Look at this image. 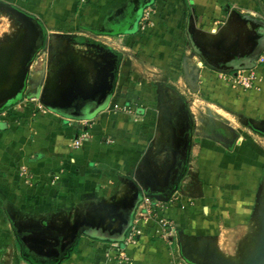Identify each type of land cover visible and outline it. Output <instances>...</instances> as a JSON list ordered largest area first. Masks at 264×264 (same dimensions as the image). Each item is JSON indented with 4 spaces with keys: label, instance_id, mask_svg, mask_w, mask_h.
<instances>
[{
    "label": "crops",
    "instance_id": "crops-1",
    "mask_svg": "<svg viewBox=\"0 0 264 264\" xmlns=\"http://www.w3.org/2000/svg\"><path fill=\"white\" fill-rule=\"evenodd\" d=\"M4 1L17 5L41 24L45 32L54 34L56 41L63 37L85 38L90 29H96L120 33L117 39L98 35L108 40L101 43L112 50L124 51L120 47L124 42L125 46L129 44V49L140 51L120 53L114 90L100 102L80 99L78 110L50 107L38 110L32 105L19 104V97L0 110V264H18L11 247L9 215L13 217V209L39 212L34 209H45L64 199L72 202L106 197L115 192L122 179L130 178L136 171L141 180L165 177L176 123L173 110L180 102L173 103L170 92L180 79L187 83L184 68L189 61L199 66L205 57L214 69L239 65L242 69L254 65L264 50V28L244 15L256 17V0H154V5L148 6L153 7V13L144 33L138 32L136 21L143 5L151 0L138 3L139 0ZM124 29H133V32ZM110 39L119 43L118 47L109 44ZM137 54L138 59L134 56ZM107 56L109 59L110 53ZM67 59L69 63H62L43 75L42 79L49 78L50 92L54 90L61 95L72 80L80 81L88 93L106 85L108 65L101 72L94 62L78 58L74 64ZM234 72L219 73L201 66L199 79L209 85L220 74ZM259 74L258 89L243 91L220 81L211 86L209 89L221 100L215 106L223 112L228 108L226 113L235 119L238 111H244L248 122L264 126V65ZM199 90L200 87L196 92ZM113 99L128 110H113ZM180 112L184 113L185 107ZM216 120L206 116L202 117L201 125L194 121L191 174L185 179L186 185L192 179L197 182L190 196H186L192 203L185 210L162 208L160 215L175 225V233L168 239H156L153 226L146 227L138 244L126 248L130 264H170L176 246H190L220 235V216L227 226L250 219L264 173V141L259 145L255 140H264V137L252 134L256 137L253 138L251 133H243L228 149L221 143L227 139L210 134L215 130L209 127L211 122L220 123ZM82 121H87V125L83 126ZM83 129L89 131V138L79 148H71ZM22 168L28 171L25 181L20 177ZM160 169L162 175L157 173ZM81 245L84 247L80 249L86 250L85 256L89 259L74 253L62 264H106L99 253L102 251L97 252L94 246L85 248L90 245L85 241ZM118 252L114 248L106 255L114 258Z\"/></svg>",
    "mask_w": 264,
    "mask_h": 264
},
{
    "label": "rangeland",
    "instance_id": "rangeland-1",
    "mask_svg": "<svg viewBox=\"0 0 264 264\" xmlns=\"http://www.w3.org/2000/svg\"><path fill=\"white\" fill-rule=\"evenodd\" d=\"M140 1H137V3ZM256 2V17L251 16L249 13L244 15L251 18L254 23H264V0H256ZM147 8L148 6L142 8L136 23H140L146 12L144 10ZM151 8L153 9V7ZM12 9L22 12L17 5L0 0V48L13 47L12 49L16 54L29 37L24 21ZM149 19L148 22L151 23V16ZM135 29L134 31H136ZM125 31L131 32L127 29ZM138 32L144 33L146 31L138 29ZM86 35L87 37L83 38L81 42L77 37H63L60 41H56L54 34L45 32L43 47L39 48L34 54L28 65L27 87H25L23 95L18 101L19 104H25L27 107L32 105L38 110H47L50 104L55 103L56 101L53 99L59 97L60 92H53L54 90L50 92L51 87L47 85L49 78H42L44 74L46 76L49 71H52V68L60 67L62 63H69L67 57L74 64L78 62V58L87 63L94 62L98 71L101 72L102 68H106L108 56H105L109 52L105 48L107 46L101 41L108 40H104L90 31ZM108 43L114 44L115 47L119 45V43L115 44L112 39ZM128 46H125L123 42L120 47H124L125 50H120V53L132 50ZM107 48L111 49L110 47ZM132 51H140V49ZM74 52L76 53L74 54ZM126 53L129 54L130 52ZM74 55L78 58L75 59ZM134 56L137 59L139 57L138 54ZM189 56L188 58H190ZM200 62L206 63L202 66L219 73L237 71L243 67L239 65L227 69H214L207 64L205 57ZM200 67V65L198 66L189 61V64L184 68L185 77L193 89L200 87L198 92H194L183 79H180L178 84L175 82V85L172 86L171 101L173 103L176 100L180 101L173 110V117L176 120L173 126L175 128L181 126L184 113L180 112V108L185 107V110L187 108L192 113L195 117L194 121L199 125H201L202 117H214L217 122L219 119L220 123L213 124L211 122V125H209V127L213 126L215 129L210 131V134L222 140L227 139L225 140L227 142H221L223 145L227 144L232 148V144H236L243 133H251L253 138L256 137L252 134L264 137V126L248 122L244 116V111H238L239 113H236L237 117L235 119V117L232 118L226 113L228 108L223 112L222 109L215 106L219 105L221 100L215 96L214 90L209 88L215 86L218 81L225 82L228 87L231 84L229 85L225 74H220L216 82L211 79L212 84L207 85V82L199 79ZM201 82L203 88L205 86L204 90L201 89ZM224 87L227 88V86ZM52 94L57 95V97ZM229 121L230 124H228ZM255 141H259V145H262L260 141L264 140L256 138ZM168 158V156L165 157V163L168 162ZM161 166L165 168L164 164ZM161 169L157 172L159 175L163 174ZM143 189L142 180L138 171H136V174L130 178L122 179L115 192L106 197L99 196L97 199L87 197L72 202L64 199L49 204L45 209H34V211L39 212L13 209V217L9 215L13 239L11 243L13 257L17 259L18 264H27L24 257L40 264H56L58 262L62 264L66 261L64 257L68 254L72 256L74 253H79L80 258L89 259L88 255L85 256L86 250L80 249L84 247L81 242L85 241L90 245L93 244L92 246L87 245L85 248L96 247L97 252L102 251L99 253L103 256L106 264H119L117 255L114 258L112 256L107 257L106 253L108 251L112 252L114 248L120 250L123 247L120 243L121 240L124 239L134 221L139 217L137 216V210L142 199ZM189 200L190 205L192 201ZM218 221L219 225L221 224L220 235L212 236L205 242L182 246L189 248L185 253L182 247L176 246L173 255H170V264H264V173L258 187V199L255 209L250 219L246 223L235 226H227L223 216H220ZM153 222H149L144 229L153 226L154 238L159 239L160 236L158 237L155 234L156 226ZM161 238L164 239V237ZM130 261L129 257V264Z\"/></svg>",
    "mask_w": 264,
    "mask_h": 264
},
{
    "label": "flooded vegetation",
    "instance_id": "flooded-vegetation-1",
    "mask_svg": "<svg viewBox=\"0 0 264 264\" xmlns=\"http://www.w3.org/2000/svg\"><path fill=\"white\" fill-rule=\"evenodd\" d=\"M31 20L29 22H24V25L27 27V29L30 31V34L28 33L27 36L29 37L23 45H21L20 49H18V52L13 55L14 59H10V53H12V48H0V94L5 93L8 91L12 84L13 77L18 73V69L20 68V59L23 58L26 54L27 56H30V60L34 56V54L39 50L40 45L44 41L45 38V30L43 26L39 23H37L35 20L30 18ZM25 49V54L23 53ZM14 50V49H13ZM14 54V53H13ZM29 60V61H30ZM109 63H111V66H109ZM108 68L112 70L114 67L112 66V62L110 59H108ZM24 74V85L21 86L20 90V96H16L12 99H5L3 100V108L6 106L11 105L14 101L19 100V97H22L24 89L26 86V75H27V68H25ZM81 99V98H80ZM62 103V102H60ZM81 100H74L70 102V109L72 111L74 109H77L81 105ZM191 119L189 117L188 112L185 110L184 116L182 118V124L181 126L174 129V133L172 134L171 138V158H170V164L166 167V173L165 177L162 179H158L157 177H153L149 180L143 179V194L153 193V192H161L165 189V192H169L171 189L173 183L176 181H179L180 175L185 174L183 179L180 180V187L183 188V193H185L186 196H190V192H192L195 188L194 185H197L196 179H192L191 182H189L190 185L185 184V179L188 178L191 174V161H192V146L194 144V135L191 137L190 132V126H191ZM191 137V138H190ZM191 145V146H190ZM224 146H228L227 144H224ZM155 178V179H154ZM179 187V188H180ZM196 187V186H195ZM179 190V189H178ZM175 191L172 196L176 193ZM161 198V196L159 195ZM151 198V197H150ZM158 198V197H157ZM159 198V200H160ZM154 201L155 199L152 198ZM184 246V245H183ZM182 247V246H180ZM183 252L185 253L187 249H184L182 247Z\"/></svg>",
    "mask_w": 264,
    "mask_h": 264
},
{
    "label": "built area",
    "instance_id": "built-area-1",
    "mask_svg": "<svg viewBox=\"0 0 264 264\" xmlns=\"http://www.w3.org/2000/svg\"><path fill=\"white\" fill-rule=\"evenodd\" d=\"M144 16L142 17L139 23V30L146 31L150 26L148 22L149 17L152 15L153 10L151 7H148ZM264 65V50L258 59L254 62V65L248 68H242L235 71L233 74L225 75L226 80L231 84L233 88H239L243 91L250 89H258V85L261 82V77L259 74V69ZM113 99L111 108L115 111H123L126 112L128 108L121 107L118 103ZM83 126L87 125V121L81 122ZM89 138V131L87 129L80 130V133L76 140H74L71 144V148L77 149L79 148L83 142H85ZM20 177L25 181L28 179V171L24 168L20 170ZM183 188L180 187L179 190L172 196V198L166 203L162 204L161 202L154 201L149 196H143L141 202L138 206L137 216L138 219L134 221L133 226L131 227L128 235L124 237L122 240V248L118 252L119 264H129V257L126 251L128 247H134L138 244L140 237L143 234L144 227L149 223L154 221V225L156 226L155 234L156 236L164 237L168 239L169 236H173L172 233H175L176 228L169 219L160 215L162 212V208L164 207H176L179 210H185L187 206H189L188 201L189 198L185 197V193H183Z\"/></svg>",
    "mask_w": 264,
    "mask_h": 264
},
{
    "label": "water",
    "instance_id": "water-1",
    "mask_svg": "<svg viewBox=\"0 0 264 264\" xmlns=\"http://www.w3.org/2000/svg\"><path fill=\"white\" fill-rule=\"evenodd\" d=\"M13 12L16 13V15L20 16V18L26 23V22H29L31 19L30 17L26 16V14L22 13L21 11H18L17 9H12ZM260 26L264 27V23H259ZM28 33L30 34V31L28 30ZM115 39H117L116 36H114ZM263 43H264V39H263ZM258 44V41L255 43V46ZM27 51V50H26ZM25 49H24V54H25ZM14 53V50L12 49V53H10V59L12 61V59H14V56L15 53ZM30 56H27V54L20 59V68L18 69V73H16V75L12 78L13 81L11 82L12 86L11 88L6 91L5 93L3 94H0V110H2L3 108V100L5 99H12V98H15L16 96H20V90H21V86L24 85V72H25V68L28 69V65L30 63ZM202 62L199 63L200 66H202ZM198 71V69L196 70V72ZM106 73H109L108 74V81L106 82V85L105 86H102L101 89H96V90H93L92 92H84L83 90V86L81 85L80 81H76V80H72L70 81L68 84V88L66 90H64L62 92V94L55 98L54 100L56 101L55 103H52L49 105L50 108H53V109H57V110H65V109H70V102L74 101L75 99L76 100H80V98L82 100H86L88 98H90L92 101H97V102H100L101 100H104L108 97V95H110L114 88H113V73H112V70H109V71H106ZM26 82V81H25ZM187 83H188V86L192 87V85L188 82V79H187ZM114 87H115V84H114ZM100 88V87H99ZM113 88V89H112ZM198 89V87L194 88L193 90L196 92ZM98 97H95L97 96ZM62 103H60V102ZM72 116H79L78 115H73ZM153 197H157V192H153V193H150ZM158 200V199H157Z\"/></svg>",
    "mask_w": 264,
    "mask_h": 264
},
{
    "label": "trees",
    "instance_id": "trees-1",
    "mask_svg": "<svg viewBox=\"0 0 264 264\" xmlns=\"http://www.w3.org/2000/svg\"><path fill=\"white\" fill-rule=\"evenodd\" d=\"M154 5V0H151L149 3H147V4H144L143 5V7L145 6H153ZM26 16H28V15H26ZM28 17H30V16H28ZM31 18V17H30ZM125 30V29H124ZM90 32L91 33H93L94 35H106V36H117L118 34H120V33H104V32H102V31H97L96 29H90ZM131 32H133V29L131 30ZM79 40H80V42H81V40H83V38H78ZM43 45H44V41L42 42V44L40 45V48L41 47H43ZM106 49H108V52L110 53V61L112 62V66L114 67L113 69H112V73H113V75H114V77H113V88H114V84H115V82H116V77H117V74H118V66H119V64H120V59L122 58V56H121V54L119 53V52H116V51H114V50H112V49H109V48H107V47H105ZM112 88V89H113ZM95 97H98V95L97 96H95ZM186 111L188 112V115H189V117L190 118H192V114L190 113V111L186 108ZM194 121H193V119H191V126H190V132H191V137L194 135ZM190 137V138H191ZM191 146V145H190ZM227 148L228 149H231V146H227ZM185 176V174H182V175H180V178H179V181H176L175 183H173V185H172V187H171V189L169 190V192H165V189L163 190V191H161V192H158L157 194V197L155 198V197H153L149 192H147V194L146 195H148L149 197H151V198H154V199H159L160 197H159V195L161 196V198H160V200L162 201V202H168L169 200H170V197H171V195L175 192V191H177L178 189H179V187H180V180L181 179H183V177ZM129 232V231H128ZM128 232L126 233V236L128 235ZM125 236V237H126ZM69 257H70V255L68 254L66 257H64V259L65 260H68L69 259ZM24 260H25V262L27 263V264H40V263H36L35 261H33L32 259H30V258H26V257H24ZM56 264H61V262H58V263H56Z\"/></svg>",
    "mask_w": 264,
    "mask_h": 264
}]
</instances>
